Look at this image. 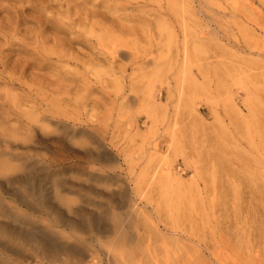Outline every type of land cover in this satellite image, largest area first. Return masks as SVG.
<instances>
[{
    "label": "rangeland",
    "instance_id": "1",
    "mask_svg": "<svg viewBox=\"0 0 264 264\" xmlns=\"http://www.w3.org/2000/svg\"><path fill=\"white\" fill-rule=\"evenodd\" d=\"M154 259L264 264V0H0V264Z\"/></svg>",
    "mask_w": 264,
    "mask_h": 264
},
{
    "label": "bare ground",
    "instance_id": "2",
    "mask_svg": "<svg viewBox=\"0 0 264 264\" xmlns=\"http://www.w3.org/2000/svg\"><path fill=\"white\" fill-rule=\"evenodd\" d=\"M110 54V53H109ZM111 55V54H110ZM159 218V217H158ZM191 229V228H190ZM174 230V229H173ZM120 236H121V239L123 238V232L120 234ZM125 237V236H124ZM150 238H152V237H150ZM149 238V239H150ZM153 239V238H152ZM148 241V240H147ZM147 243H150L151 244V240L150 241H148ZM152 243H153V241H152ZM165 243H166V241H165ZM167 244H168V242H167ZM152 245V244H151ZM163 245V244H162ZM145 247H147V246H145ZM162 247H164V251H165V254H166V248H165V246H162ZM149 248H151V247H149ZM149 248H148V250H149ZM184 248V247H183ZM154 250H155V248H153ZM152 249V250H153ZM178 249V248H177ZM146 251H147V249H146ZM150 252V250L148 251V253ZM179 252H181V250L179 251ZM169 254V253H168ZM183 254H185V253H183ZM176 255V254H175ZM109 256H110V254H109ZM112 256V255H111ZM185 256V255H184ZM117 257V256H116ZM175 257V256H174ZM179 257V256H178ZM112 258H113V256H112ZM167 258V257H166ZM187 258V257H186ZM115 259V258H114ZM117 259V258H116ZM113 260V259H112ZM155 260V259H154ZM171 260V259H170ZM139 260H137V262H138ZM174 261H175V259L172 261V263H174ZM122 262V261H121ZM121 262H120V264H121ZM156 262V260L154 261V263ZM158 263H160L159 261H158ZM157 262H156V264H158ZM162 263V262H161ZM171 263V264H172ZM183 263V262H182ZM138 264H141L140 262H138ZM152 264V263H151ZM164 264V263H163ZM170 264V263H169ZM176 264V263H175ZM184 264V263H183Z\"/></svg>",
    "mask_w": 264,
    "mask_h": 264
}]
</instances>
